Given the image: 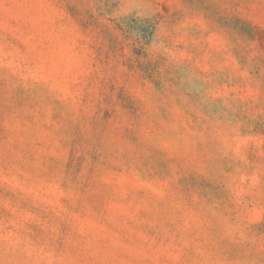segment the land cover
Returning a JSON list of instances; mask_svg holds the SVG:
<instances>
[{"label": "rangeland", "instance_id": "obj_1", "mask_svg": "<svg viewBox=\"0 0 264 264\" xmlns=\"http://www.w3.org/2000/svg\"><path fill=\"white\" fill-rule=\"evenodd\" d=\"M0 264H264V0H0Z\"/></svg>", "mask_w": 264, "mask_h": 264}]
</instances>
